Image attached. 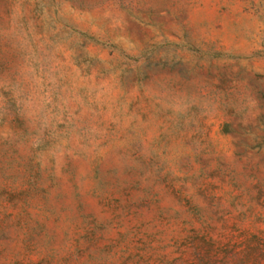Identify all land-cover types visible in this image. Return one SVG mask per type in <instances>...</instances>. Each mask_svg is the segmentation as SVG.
Listing matches in <instances>:
<instances>
[{
	"label": "rangeland",
	"instance_id": "374dc122",
	"mask_svg": "<svg viewBox=\"0 0 264 264\" xmlns=\"http://www.w3.org/2000/svg\"><path fill=\"white\" fill-rule=\"evenodd\" d=\"M0 264H264V0H0Z\"/></svg>",
	"mask_w": 264,
	"mask_h": 264
}]
</instances>
